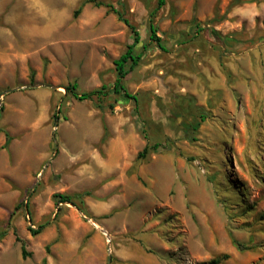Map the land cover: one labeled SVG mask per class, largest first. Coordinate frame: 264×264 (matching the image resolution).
Returning a JSON list of instances; mask_svg holds the SVG:
<instances>
[{
  "label": "rangeland",
  "instance_id": "1",
  "mask_svg": "<svg viewBox=\"0 0 264 264\" xmlns=\"http://www.w3.org/2000/svg\"><path fill=\"white\" fill-rule=\"evenodd\" d=\"M81 1L0 0V264H264V0H99L136 101L65 95L132 43Z\"/></svg>",
  "mask_w": 264,
  "mask_h": 264
},
{
  "label": "trees",
  "instance_id": "2",
  "mask_svg": "<svg viewBox=\"0 0 264 264\" xmlns=\"http://www.w3.org/2000/svg\"><path fill=\"white\" fill-rule=\"evenodd\" d=\"M163 4H164V0H157V6L151 14L155 13V11L159 9L160 7H162ZM86 5H91L92 7H95V8H104L106 9L107 12L113 13L117 17L118 21L122 22L131 31L132 43L127 45L124 52L119 57L114 59L112 62L114 69H115V73H116V77L112 85L101 86L99 89H95L89 92H80L78 90L76 83H72L65 87V95H69L78 101H84V100H92L93 98L99 99L101 97H106L109 94H113V95L121 96L124 99L136 101L137 100L136 97L134 95H131L126 90L123 80L129 72L133 71L135 67L138 66L140 59H141V54H137V55L134 54V47L140 42V36L137 30L123 17L122 13L113 4L105 3L99 0H82L79 6L77 7V9L74 11V16H77L81 12L83 7ZM116 5L122 7L121 0H117ZM197 30L199 31L201 30V28L198 27ZM148 31H149L150 43L156 46L161 51L165 52L163 43L161 39L157 36L156 26L151 22V20L148 21ZM211 33L214 35L216 39H218V41L222 42L225 45L230 41L229 37H220L214 31H211ZM144 49H146L145 46H144ZM1 109L2 108L0 106V115L2 111ZM204 119L205 117L201 116L199 121L194 122V124L192 125V129L196 131L199 127V124L203 122ZM4 136H5L4 146H7L11 138L7 133H4ZM156 147L157 145H154L152 146L151 149L154 150L156 149ZM148 150L149 148L145 146L143 150L138 153L137 157L144 158L145 155L148 153ZM56 198L58 199L57 200L58 203H66V202L73 203L71 198L66 195H58L56 196ZM29 231L32 235H36L39 233V229L32 230L29 228ZM5 235H6V230L0 231V239ZM15 239L16 241H19V239L16 236H15ZM234 244L236 245L238 249H242V246L239 243L234 242ZM21 256L22 258L26 257V253H25L24 246L22 243H21ZM225 257L226 256H224V258ZM220 260L221 259L218 258V259L210 261L208 264H218Z\"/></svg>",
  "mask_w": 264,
  "mask_h": 264
},
{
  "label": "water",
  "instance_id": "3",
  "mask_svg": "<svg viewBox=\"0 0 264 264\" xmlns=\"http://www.w3.org/2000/svg\"><path fill=\"white\" fill-rule=\"evenodd\" d=\"M11 91H13V90H6V91L2 92V94L0 95V105H1V97L4 96L5 94L10 93ZM90 221H91V220H90ZM109 260H110V258L108 259V261H109Z\"/></svg>",
  "mask_w": 264,
  "mask_h": 264
},
{
  "label": "bare ground",
  "instance_id": "4",
  "mask_svg": "<svg viewBox=\"0 0 264 264\" xmlns=\"http://www.w3.org/2000/svg\"><path fill=\"white\" fill-rule=\"evenodd\" d=\"M93 223V225L96 227V228H98V225L96 224V223H94V222H92Z\"/></svg>",
  "mask_w": 264,
  "mask_h": 264
}]
</instances>
